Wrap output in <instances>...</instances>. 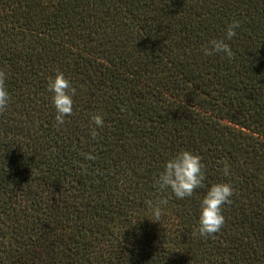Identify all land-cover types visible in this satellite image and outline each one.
Wrapping results in <instances>:
<instances>
[{
    "label": "trees",
    "instance_id": "1",
    "mask_svg": "<svg viewBox=\"0 0 264 264\" xmlns=\"http://www.w3.org/2000/svg\"><path fill=\"white\" fill-rule=\"evenodd\" d=\"M0 264H264V0H0Z\"/></svg>",
    "mask_w": 264,
    "mask_h": 264
}]
</instances>
